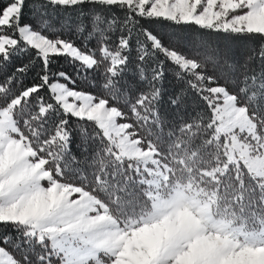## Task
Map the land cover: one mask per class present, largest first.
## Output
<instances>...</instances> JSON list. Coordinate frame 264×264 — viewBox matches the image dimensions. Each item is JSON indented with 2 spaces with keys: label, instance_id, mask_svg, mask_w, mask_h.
<instances>
[{
  "label": "snow or ice",
  "instance_id": "1",
  "mask_svg": "<svg viewBox=\"0 0 264 264\" xmlns=\"http://www.w3.org/2000/svg\"><path fill=\"white\" fill-rule=\"evenodd\" d=\"M0 264H264V0H0Z\"/></svg>",
  "mask_w": 264,
  "mask_h": 264
},
{
  "label": "trees",
  "instance_id": "2",
  "mask_svg": "<svg viewBox=\"0 0 264 264\" xmlns=\"http://www.w3.org/2000/svg\"><path fill=\"white\" fill-rule=\"evenodd\" d=\"M63 64V62H61ZM29 79H31V75L29 76ZM166 87H168L169 91L177 90L180 87L179 81H176L172 78L171 75L168 77V82H166Z\"/></svg>",
  "mask_w": 264,
  "mask_h": 264
}]
</instances>
